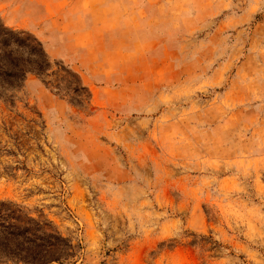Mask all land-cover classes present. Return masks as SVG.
Masks as SVG:
<instances>
[{"label": "rangeland", "instance_id": "rangeland-1", "mask_svg": "<svg viewBox=\"0 0 264 264\" xmlns=\"http://www.w3.org/2000/svg\"><path fill=\"white\" fill-rule=\"evenodd\" d=\"M0 18L51 63L0 97V201L75 264H264V0H0Z\"/></svg>", "mask_w": 264, "mask_h": 264}, {"label": "trees", "instance_id": "trees-1", "mask_svg": "<svg viewBox=\"0 0 264 264\" xmlns=\"http://www.w3.org/2000/svg\"><path fill=\"white\" fill-rule=\"evenodd\" d=\"M50 68L41 42L26 31L7 27L0 18V97L12 102L9 90L20 87L27 73L44 78ZM76 253L77 247L50 221L22 216L20 207L0 201V264H75Z\"/></svg>", "mask_w": 264, "mask_h": 264}]
</instances>
